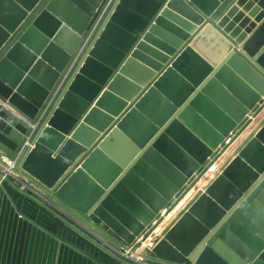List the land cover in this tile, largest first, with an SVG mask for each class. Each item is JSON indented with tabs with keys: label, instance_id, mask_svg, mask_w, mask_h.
Masks as SVG:
<instances>
[{
	"label": "water",
	"instance_id": "95a60500",
	"mask_svg": "<svg viewBox=\"0 0 264 264\" xmlns=\"http://www.w3.org/2000/svg\"><path fill=\"white\" fill-rule=\"evenodd\" d=\"M263 110L264 0H0L1 169L113 257ZM218 170L155 264H264V116Z\"/></svg>",
	"mask_w": 264,
	"mask_h": 264
},
{
	"label": "crops",
	"instance_id": "0c3cea01",
	"mask_svg": "<svg viewBox=\"0 0 264 264\" xmlns=\"http://www.w3.org/2000/svg\"><path fill=\"white\" fill-rule=\"evenodd\" d=\"M261 1L263 0H255L256 4H259ZM239 10L241 11L242 9L240 8ZM251 22H254V20L251 19ZM263 116L264 110L225 151V155L192 187V190L179 202L178 206L167 217L164 216L158 229L149 235H147L145 230L136 237V241L141 240L143 236L145 237V241L142 240L144 241L142 250L147 255H151L147 252L148 250L150 252L154 246L160 243V230L173 219L176 212L185 206L197 192L203 191L209 178L213 174L218 173V167L222 165L225 159L231 157L250 136ZM243 125L244 123L241 126ZM240 129L241 127L238 128L235 134ZM13 182L14 184H19V186L25 183L29 188L21 191L7 180L0 182V264L126 263L119 257L118 252L115 253L117 258L109 255L78 232L73 231L47 209L40 206L33 198L39 201H44V198H41L42 196L38 194L34 185L19 177ZM186 187H184L180 195L184 190H187ZM259 207L263 208L256 205L254 206V210L258 212ZM166 209L157 216L155 222L159 220V217L164 215L167 211Z\"/></svg>",
	"mask_w": 264,
	"mask_h": 264
},
{
	"label": "built area",
	"instance_id": "2783aa9c",
	"mask_svg": "<svg viewBox=\"0 0 264 264\" xmlns=\"http://www.w3.org/2000/svg\"><path fill=\"white\" fill-rule=\"evenodd\" d=\"M0 160L3 163H6L9 168L13 166V163L10 162L8 159H6L3 155L0 156ZM7 168L6 170L1 169L0 166V173L4 176L3 179H0V182L4 181L6 178L11 179L12 181L17 180V176H14L10 169ZM28 189L29 186L23 183V185H20V190L23 191V189ZM143 243L144 241L139 240L134 242L131 246H128L126 250H121L118 252L119 257L122 258L124 262H128L130 264H155L153 260L150 259V255H147L143 250ZM134 252V253H132Z\"/></svg>",
	"mask_w": 264,
	"mask_h": 264
},
{
	"label": "bare ground",
	"instance_id": "6f19581e",
	"mask_svg": "<svg viewBox=\"0 0 264 264\" xmlns=\"http://www.w3.org/2000/svg\"><path fill=\"white\" fill-rule=\"evenodd\" d=\"M177 205H178V204H177ZM183 207H185V206H183ZM183 207H182V208H183ZM182 208H181V209H182Z\"/></svg>",
	"mask_w": 264,
	"mask_h": 264
}]
</instances>
